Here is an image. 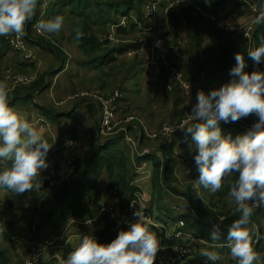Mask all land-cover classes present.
Masks as SVG:
<instances>
[{
    "label": "crops",
    "instance_id": "1",
    "mask_svg": "<svg viewBox=\"0 0 264 264\" xmlns=\"http://www.w3.org/2000/svg\"><path fill=\"white\" fill-rule=\"evenodd\" d=\"M195 0H182L181 3L175 4L174 0H162L161 20L162 27L159 30L166 36V41L169 45L178 47L181 50H186L191 43V32L189 31L186 20L184 18L178 24L170 18L168 14L169 9H178L182 7L193 6L199 10L194 2ZM255 0L241 1V0H227V2L219 9L217 22V29L221 32L222 42H244L241 31H230L227 29V24H246L251 22L252 19V4ZM257 1V0H256ZM182 5L181 7H179ZM75 4H69L60 8L57 7L56 15H62L65 18V23L62 30L58 34H37L34 28H31L30 34L35 38H41L46 43H53L60 47L65 54V65L61 71L53 72L46 76L47 88L35 95L34 101H18L10 106L18 110L26 116V118L33 123L37 128L43 130L44 137L48 140L50 145H53L48 152L46 161L48 163L47 169L41 171L39 180L34 182L36 185L33 190L26 191L23 194H14L8 191L0 190V209L3 212L8 211L7 203L11 202L14 210L19 217V222L16 225L15 232L18 234L16 240L8 242L4 239L2 229L0 228V252H5L6 257L12 261L13 264H22L26 260V252L33 245H35L39 238L53 235V240L56 244L54 247L48 248L44 254V259L47 264H63L64 253L68 245L74 249L78 243V238L83 235H92L96 237L95 232L98 226L95 224V219L85 216L82 219L73 220L64 230L54 233L51 229L45 228L41 231V237H31L28 234V227L31 223H38L41 221V214H44L48 209V201L55 196V193L63 180H66L72 173V166L70 164L71 158L76 155H83L87 151H91L96 143L102 140L99 132V109L93 101L84 99L85 101L75 100L73 93L78 91H92L104 96L111 95L114 91L121 89L123 91V99H121L118 107V117L123 119L128 115H138L141 118V124L138 125V130L144 133L143 143L142 140L132 150V155L135 157L156 155L162 158L163 154L159 147L165 144L166 141L173 142L174 140V155L178 161L173 173V180L171 183L181 191H190L193 198L201 201L202 205L207 208L209 215L216 214L222 217L225 213L235 209L234 201L229 197L228 191L226 194L217 192L211 194L204 190L196 182L198 178L197 166L194 162L195 151L193 150L194 142L191 135H184L180 138L174 135H165L160 133V128L167 122H175L183 117L187 112L191 111L192 105L196 102V93H186L184 90L170 92L166 89L168 82V74L163 69H147L138 62L133 61L123 53L112 52L111 48H102L103 54L98 57L94 56V60L99 58L103 61L105 67L102 72H98L93 67H88L87 62L89 58L84 55L81 47L80 40L76 38L77 31H79L80 20L78 13L74 8ZM102 8L106 9L105 6ZM123 8V7H122ZM74 9V10H73ZM60 11V12H59ZM36 15V12L34 16ZM51 18L54 17V11L51 12ZM126 18H131L126 17ZM258 25L255 24L254 31ZM97 27V26H96ZM94 27L96 31L102 27ZM130 32V33H129ZM101 33V31H100ZM107 31L102 33L99 37L100 41L103 40ZM137 29L128 30L122 37L116 40L115 43H132L133 37L137 34ZM3 37H0V80L9 65H16V70L22 74L34 76V80L38 79L47 72L54 71L60 66V61L57 56L50 50L43 51L41 56H37L36 62L33 64H12L14 62L15 54L5 48L3 44ZM36 46V44H34ZM33 46V49H34ZM210 46L213 43L208 34L202 37V48ZM256 45L248 42V50L254 48ZM42 51L38 45L36 52ZM247 53H243L245 63L248 65H259L251 60ZM35 51V50H34ZM188 51V50H186ZM236 51V50H235ZM243 52V50L241 51ZM224 53L221 49H214L212 56ZM233 54L232 47L229 51ZM14 56V57H13ZM168 60L165 61V66L169 70L170 65H177L179 68L184 69L187 73L194 76L197 82L204 83L208 78L209 72H219L226 63V59H215L212 65L205 63V55L196 53L188 56H176L174 54L167 55ZM89 60V61H88ZM231 67L226 70L224 78L214 81H207L206 87L210 92L211 90L221 87L227 83L232 77L229 75L230 70L236 65L235 59L232 60ZM77 63V64H76ZM81 63H84L82 65ZM169 63V65H168ZM172 63V64H171ZM219 66V69L217 68ZM19 69H18V68ZM136 67V68H135ZM211 67V68H210ZM135 68V69H134ZM138 68H140L138 70ZM210 68V69H208ZM254 69V67H253ZM260 70V69H259ZM208 71V72H207ZM262 71V70H260ZM251 73V72H248ZM138 76V77H137ZM9 91L13 88L11 83L6 82ZM27 92H23L18 97L22 98ZM75 102L79 104L75 112L71 114L68 119H63L60 124L52 123L43 113L38 106L52 105L60 111V113L68 112L74 108ZM89 102L93 103L90 104ZM94 107L96 113L94 118L90 115L89 108ZM127 115V116H126ZM246 121V127L243 131L235 130L230 131L222 129L223 134H231L233 138L237 135L245 133L252 124L258 119L255 115L243 117ZM95 120L98 123L96 130ZM73 128L79 137L76 140L70 139L67 136H62L61 129ZM70 142V143H69ZM147 151L145 154L143 152ZM54 157L52 158V154ZM2 167V166H0ZM54 172L53 175L50 173ZM154 166L150 161H144L140 166H137L134 172L136 178L134 183L142 189L141 196L136 205L139 208V202L144 206V212L151 219L150 230L156 231V228L165 231L172 230L177 226L175 218L180 217L185 211H194L193 205L184 196L176 195L168 191L165 196V202L170 210V214H161L159 210L154 207V187L152 182ZM235 173L230 176H234ZM46 182L43 183V179ZM48 179V180H47ZM110 180L106 172L102 176V195L100 203H106L110 208L114 209L118 218L119 225H123L129 218L135 222L133 210H125L123 216L119 215L120 206L117 205V199L112 190L107 186ZM40 185V186H39ZM146 189L147 192H146ZM196 200V201H197ZM260 221L259 225L250 224V228L258 229L264 235V209L257 215ZM86 219H93L91 224L85 223ZM214 222H210L209 227L212 229ZM188 235L184 237V242L190 246V254L185 261L178 264H199V259L203 256L200 255V250L203 248H215L217 243H226L227 232L222 230L223 235L220 242H214L207 236H199L194 234L192 230H188ZM206 234V233H205ZM46 236V237H47ZM51 239V238H50ZM52 240V239H51ZM172 245V244H171ZM168 243H161V248L156 254L154 264H159L170 253V246ZM261 248L264 250V239L260 242ZM216 250V248H215ZM218 264H234L236 261L231 257L230 252L221 256Z\"/></svg>",
    "mask_w": 264,
    "mask_h": 264
},
{
    "label": "trees",
    "instance_id": "2",
    "mask_svg": "<svg viewBox=\"0 0 264 264\" xmlns=\"http://www.w3.org/2000/svg\"><path fill=\"white\" fill-rule=\"evenodd\" d=\"M149 1L150 0H49V5L52 6L50 9V13L46 15L44 20L51 18L50 15L52 10L54 11L55 17L57 7H59L61 11L63 7L69 4H75V10H73L78 13L77 16L80 20L79 32L82 33L81 38H79L80 47L84 55H86L89 59L92 57L90 59V62L95 59L94 56L98 57L99 54H103L102 50L104 49L102 48H111L110 51L123 53L133 61H136L140 65H143L144 68L147 67V69L154 68L166 70V73L168 74L166 89L170 92L176 91L178 90V88L183 91V89L180 88L178 84L172 80L173 76L171 68L168 70L165 66V61H169L168 57H165V59H163L162 54L159 53L157 54L159 58L157 65L150 66L147 65L141 57H130L128 54L129 51H132L140 46L141 42L137 41L140 37L147 39V45L150 41L155 40L156 38L166 39V36L159 31L163 26L160 14L162 1L159 11L160 26L148 32H146L142 27L144 22L145 6ZM194 2L199 8H201L202 11L196 9V7H193L191 5L188 7H182L179 12V8H172L168 10L170 18H172L176 24L180 23L183 18L184 20H186V24L189 31L191 32L192 38L190 46H188L186 49L188 51L181 50L177 47V53L172 52L170 54L182 57L188 56V52L189 54L191 53L192 55H194L197 50L199 55H205L204 60H206L205 63L208 65H212L215 59L217 60V62H219V60L226 59V63L220 65L221 67L223 66L222 70H220L219 72H209V75L207 76L208 78L204 80V83L197 82L194 76L184 71V69H181V67L179 68L177 65H173L171 63L172 65H170V67L177 68L184 73L185 78L188 79V81L192 85V89L190 92H195L197 95L198 90L196 88L199 87L207 90V87L205 86L207 81L219 80L227 76L225 71L231 67L233 63L232 60L235 59V54L247 53L248 42L256 46L258 45V37L260 35H264V24H260L256 27L252 42L248 40H245L244 42H222V34L217 29V22L219 21L218 13L219 9L227 2V0H195ZM38 5H40V2L38 3ZM102 6H105L106 9L102 8ZM181 6L182 5H180L179 7ZM36 12L38 16L40 12V6L36 10ZM210 15L216 16V21L212 20ZM130 16L131 18H126ZM123 19L126 20V24L119 27L115 26V36L117 40H119V38L121 37L123 39H126L124 38V35L128 33V30L131 31L133 29H137L138 33L133 37L134 39H132L134 40V42L130 44L115 43V41L109 38V34L112 31V26L120 24ZM96 26L102 27V29L97 32L96 29H94V27ZM31 28L32 24L30 23L27 27L26 33L30 42L32 44H38L40 47L48 49L52 53H54L60 61V66L58 69H54V71L45 73L29 84L17 86L9 91L8 100L10 106L14 105L20 100L34 101L35 95L43 92L48 86V83L46 82V76L53 72L61 71L65 65L66 56L60 49V47L53 43H46L41 38L35 39L30 34ZM106 31L107 33L105 37L102 41H100V35L102 33H105ZM205 34H208L211 38L213 43L212 48H210V46L202 48V37ZM2 39L5 48L12 52L8 44L7 36L3 37ZM231 47L233 50V54L229 53ZM214 49H221L224 53H222V55L219 53L218 55H216L217 57H214L212 56V54L214 53ZM242 50L243 52H241ZM0 55H2L1 52ZM16 61H20V64L34 63L31 60H25L23 58H20ZM101 63L104 62L101 61ZM15 66L16 65H9L8 67H13L14 69H16ZM253 66L252 64H246L244 71L247 73L252 72ZM217 68L219 69V66ZM259 68L260 70L264 71V62H261L259 64ZM1 79L3 81V78ZM118 90L122 93V96L119 98L121 101V99H123V91L121 89ZM24 91L27 92L26 95L22 98H19L18 96ZM81 100L85 101L84 98H82ZM89 103L93 104L91 102ZM78 105L79 104L76 103L72 110H69L65 113H60V111L55 109V107L52 105L38 106V108L49 120L52 121V123L60 124V122L63 120V117H70L71 114L76 111V109L79 107ZM89 112L92 118H94L96 110L93 106L89 108ZM189 113H191V111L187 112L183 117H181L174 123L178 124ZM135 116L138 119L130 123V131L133 135H138L139 133H141V131L138 130L137 127L141 124V118L138 115ZM95 127L97 130L98 123L96 120ZM221 128L230 131L244 130V128H228L225 125H221ZM61 134L62 136H67L73 140H76L79 137V133H77L73 128L61 129ZM184 135H186L185 132L179 130L174 134V137L180 138ZM143 139L144 133L141 134L142 143ZM174 141H166L165 144L160 145V149L158 150H160L163 154L161 159L158 154L152 156L137 155L134 157L132 155L131 147L125 141L122 134L117 135L111 139L109 138L104 142L100 141L95 144L91 151H87L83 155H76L75 157L71 158V175L66 180L62 181L61 185L55 193V196L47 202L49 205V209L44 214H41V221H39L38 223H31L29 225L28 234L33 238L38 237L41 235V231L42 229H44V227L51 229L54 233H58L64 230L73 220L82 219L85 216H88L95 219V224L98 226V229L95 232V238H97V240L101 243L111 242V240L116 238L120 230H127L128 227L125 224L121 226L119 225L118 218L120 217L117 215L114 209L110 208V206L106 203L99 202L102 195V176L104 172L107 173L110 180V184L107 186V188L113 191L117 199V205L120 206L119 215L123 216V212L126 209L129 210L130 205L134 201H137L142 193V189L134 183L136 178V173L134 172V170L144 161H150L154 166L152 177L154 187V199L152 205L154 207L162 209L163 201L166 196V190H168L173 194L184 196L193 205L194 211H185V213H183L180 217L175 218V220H177L176 224H178L181 220L185 221V231H187L188 229L192 230L194 234L199 235L200 237L204 235H208L210 237L212 231V229L209 227V225H211L210 222H222V230L227 232V226L230 225V223L234 219L238 218V214L235 213L234 209L225 213V215H223L222 217H218L216 216V214H213V216H211L209 215L207 208L202 205L201 201L197 199L196 201L193 198V195L190 191H181L171 183V181L173 180L175 166L178 164V161L174 155ZM51 157H54V153ZM236 178V174L234 176H228L224 181H222V190L219 192H222V195L226 194L229 185ZM7 208L8 211L6 212H3L0 209V228L2 229L4 239L8 242H12L18 237V234L15 232V228L19 222V217L16 214L14 206L11 202L7 203ZM262 209L254 210L253 216L251 218L252 225L260 224L257 215ZM167 211V214L169 215L170 210L168 209ZM155 233L160 239L161 243H168L169 245L172 244L167 239V234H165V231L156 228ZM46 236L43 237V239H40L38 237L39 241L33 246L45 244L47 241L51 239L53 240L54 238L53 235L47 237ZM260 242L261 240L257 241L254 247L261 255H263L264 250L261 248ZM55 244L56 242L54 240V246ZM29 250L30 249H28V251L26 252V256L28 255ZM72 250V247L68 245L64 253V260ZM216 250L220 253L221 256H224L228 252H230L226 246L216 248ZM23 263L24 262H22V264ZM0 264H13L12 261L6 257L4 251L0 252ZM234 264H236V262Z\"/></svg>",
    "mask_w": 264,
    "mask_h": 264
},
{
    "label": "clouds",
    "instance_id": "3",
    "mask_svg": "<svg viewBox=\"0 0 264 264\" xmlns=\"http://www.w3.org/2000/svg\"><path fill=\"white\" fill-rule=\"evenodd\" d=\"M40 0H0V37L25 35V24L32 20ZM182 0H175V4ZM254 24H264V6L254 17ZM65 23L56 15L36 23L40 34H58ZM82 33L77 31L76 38ZM248 37V33L245 32ZM256 64L264 62V35L258 45L248 50ZM232 77L221 87L205 93L197 92L191 113L176 129L190 134L194 142V162L199 173L197 184L211 194L222 190V181L235 173L228 195L235 203L238 218L227 226L226 243H221L222 222L213 223L210 239L215 248L227 247L236 264H264V255L254 247V240L264 239L256 228H250L254 210L264 208V71H244L246 63L235 54ZM9 89L0 80V190L23 194L33 190L46 161L50 145L43 130L31 123L24 114L9 105ZM255 115L258 119L243 134L233 136L222 132L221 122H236ZM70 143V142H69ZM40 186V185H39ZM135 222L120 230L115 239L101 243L92 235H83L63 264H154L161 242L150 230L151 219L144 206L133 213ZM85 223L91 224L89 219ZM215 248H203L200 255L211 264H218L220 253Z\"/></svg>",
    "mask_w": 264,
    "mask_h": 264
},
{
    "label": "built area",
    "instance_id": "4",
    "mask_svg": "<svg viewBox=\"0 0 264 264\" xmlns=\"http://www.w3.org/2000/svg\"><path fill=\"white\" fill-rule=\"evenodd\" d=\"M161 1L162 0H150L149 2H147L145 6L144 22L142 27L146 32L152 31L154 28L159 26L160 23L159 9H160ZM241 1H248V0H241ZM48 5H49V0H40V5L37 6V9L40 6L39 15L37 16V12H36V15L33 16L32 20L26 22L24 36L17 37L15 34L7 36L10 49L21 54L23 56V59L25 60H34L35 58V51L33 49V45L26 34L27 27L31 23L32 28L35 29L36 23L39 22L40 20L45 19L46 17L45 9L46 6ZM262 6H264V0H257V1L255 0L252 4L253 13H252L251 22L246 24H234V25L227 24L226 25L227 29H229L230 31H241L244 38L252 42L254 35V26H255V24L252 21L254 17L258 14ZM199 10L202 11L201 8H199ZM210 17L212 18V20L216 21V16L210 15ZM125 24H126V20L123 19V21L120 24L113 25L112 31L109 34V38L113 41H116L117 38L115 36L116 33L115 26L119 27ZM245 32L248 33V37L245 36ZM137 41L141 42L140 46L132 51H129L128 52L129 56L130 57L139 56L146 62L147 65L150 66L157 65L159 59L157 54L159 53L162 54L163 59H165L167 55H169L172 52L177 53L178 50L177 47L169 45L166 39L164 38H156L155 40L150 41L148 45L146 44L147 39H144L142 37H140ZM253 67H254L253 71H260L259 65H254ZM171 70L173 76L172 80L175 83H177L180 88H182L186 92H190L192 89V85L188 81V79L185 78L184 73L174 67H171ZM33 80H34V76L22 74L13 67L6 68L3 74V81L11 83L13 87L29 84ZM196 89L198 91L203 90L205 93L209 92L204 88L198 87ZM121 96L122 93L119 90L114 91L109 96H104L101 94L84 90L81 91L80 93H76L74 95V98L75 99L84 98L86 100L93 101L97 105L99 109L98 129L102 138L101 142H104L109 138L111 139L117 135L122 134L124 136L125 141L129 144L131 149L135 150V148H137V146L141 142L142 132L139 133L138 135H133L132 132L130 131V123L138 119L135 115H129L123 119H120L118 117V107L120 103L119 98ZM178 124H171L167 122L163 124L162 127L160 128V133L165 135H174L177 131H179L178 128L176 129ZM221 125H225L228 128L238 129V128H245L246 122L244 121L243 118H241L236 122H231V123L221 122ZM146 152L147 151L143 152V154H145ZM137 201H134L130 205L129 208L130 210L136 211L138 209L136 205ZM145 215L147 216L146 213ZM89 220L92 221L93 219H89ZM133 222H134L133 219L129 218L127 221H125L124 224L127 227H129V225ZM185 224H186L185 221L181 220L176 227H174L172 230L167 232V239L172 243V245L170 246L171 253L165 259H163V261H160L159 264H178L185 261V259L188 258L190 254V246L188 245V243L184 242L183 240L184 237L188 235V232L185 231L184 229ZM51 247H54V240H49L45 244L39 246H32L23 264H47L44 259V254L46 250ZM199 264H211V262L207 261L205 257H201L199 259Z\"/></svg>",
    "mask_w": 264,
    "mask_h": 264
},
{
    "label": "rangeland",
    "instance_id": "5",
    "mask_svg": "<svg viewBox=\"0 0 264 264\" xmlns=\"http://www.w3.org/2000/svg\"><path fill=\"white\" fill-rule=\"evenodd\" d=\"M51 6L52 5H48V6H46V9H45V11H46V15H48L49 13H50V9H51ZM161 8V7H160ZM159 11H160V9H159ZM159 19H160V15H159ZM159 26H160V23H159ZM38 34V33H37ZM33 46H34V44H32ZM38 45V44H37ZM36 45V46H37ZM36 46H34V50H35V58L39 55V56H41L44 52L43 51H47V50H45L44 48H42V47H40L39 45H38V47H40L41 49H43L42 51H38L37 50V52H36ZM8 50V49H7ZM8 52H10V50H8ZM12 53H14L15 54V58H14V62H12V64H17L18 62L16 61V60H18V59H20L21 57L23 58V56L21 55V54H19V53H17V52H15V51H13L12 50ZM14 57V56H13ZM34 58V60H31L32 62H36V59ZM92 58V57H91ZM90 58V59H91ZM89 59V60H90ZM88 60V61H89ZM77 64V63H76ZM82 65H84V63H81ZM87 66L88 67H93L94 69H96L98 72H102L103 70H104V67H105V65L103 64V63H101V60L99 59V58H97L96 60H93V61H91L90 63L89 62H87ZM136 68V67H135ZM134 68V69H135ZM140 68H138V70H139ZM138 77V76H137ZM81 92V90L80 91H78L77 93H80ZM92 92V91H91ZM73 96L75 95V93H73L72 94ZM80 99H82V98H80ZM80 99L79 98H76L75 100H79L80 101ZM75 104H76V102H75ZM63 119H68V117H63ZM168 123H171V124H175V123H173V122H168ZM54 174V172L52 173V171H51V173H50V175H53ZM46 179V178H45ZM45 179H43V183H45L46 182V180ZM147 190L148 189H146V192H147ZM168 194V190H166V195ZM158 209V208H157ZM159 210V212L161 213V214H163V215H165V214H167V210H168V206H167V204H166V202H165V198H164V201H163V207H162V209H158ZM254 246H255V243H257V241H255L254 240ZM263 255H264V253H263Z\"/></svg>",
    "mask_w": 264,
    "mask_h": 264
}]
</instances>
